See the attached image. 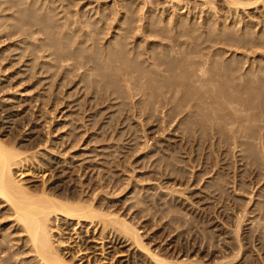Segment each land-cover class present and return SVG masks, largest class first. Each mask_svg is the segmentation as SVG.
Wrapping results in <instances>:
<instances>
[{"label": "rangeland", "instance_id": "1", "mask_svg": "<svg viewBox=\"0 0 264 264\" xmlns=\"http://www.w3.org/2000/svg\"><path fill=\"white\" fill-rule=\"evenodd\" d=\"M241 1L35 0L36 19L0 5V139L57 160L21 183L94 193L161 261L264 264V1ZM132 243L107 264H156Z\"/></svg>", "mask_w": 264, "mask_h": 264}, {"label": "bare ground", "instance_id": "2", "mask_svg": "<svg viewBox=\"0 0 264 264\" xmlns=\"http://www.w3.org/2000/svg\"><path fill=\"white\" fill-rule=\"evenodd\" d=\"M31 1L30 5L23 9L18 7L24 4V0H0V5L8 2L12 6L17 7L16 14L19 19H36L37 9L34 4L35 0ZM257 1L255 0V2ZM226 2L234 8L241 7L242 9L243 6H250L241 0H226ZM40 20L43 21L45 26L48 25V21L45 18H40ZM32 40L27 42L29 47L35 48V46H39L50 49L51 45L48 40ZM24 42L26 43V41ZM51 42L53 43V41ZM43 60L45 59L43 58ZM67 64V67H69L70 64ZM13 117L14 115L11 113L6 115L7 121L5 123L8 126L7 128H11L14 125V123L12 124ZM31 140V136H28L25 141L29 142ZM46 143L47 141L43 142L42 146H45ZM40 146L38 145L37 147L39 148ZM29 148L34 149V144L30 143ZM33 149L32 151L25 150V152L27 151L25 154L24 151L21 153L22 150L18 153L14 149L8 148L3 140L0 139V264H107L110 254L115 250L113 246L122 244L123 242L129 243V241H132L136 245L135 247L141 248V253L144 251V254H148L146 256L153 263L179 264L171 261L170 263L165 262V260L161 261L157 255L149 253L150 251L141 245L136 228L108 210L98 211L96 209L97 202L94 193L92 194L91 201L84 200L83 195L85 193L82 189L78 192L79 194L70 193V195L61 196L55 193L54 190L56 192L58 190L59 192L65 189H62L64 178L58 179V183H55L57 182L55 181L48 185V187L42 186L39 189L36 188V194L32 193L29 190L30 187L28 189L21 183V178L25 176L22 175L23 172H20L21 168L24 170L27 167V175L31 170L34 174L40 175L39 177L43 180L45 177H53L51 175V172L54 170L52 162L57 161L52 158L53 156L50 157L51 159H48V151L44 154L46 159L43 158L42 161H37L36 155L39 149L34 151ZM49 160L50 162H48ZM50 168L53 170H50ZM45 171H48L49 174L45 175ZM16 172H19V175H17L20 177L19 179L15 177ZM60 174L63 175V172L61 171ZM103 208L108 207L105 205ZM97 217L102 221L101 226L97 225V221L95 222V218ZM115 224L119 228L117 238L113 232ZM133 243L132 245H134ZM125 254L123 252L116 254V256L125 258Z\"/></svg>", "mask_w": 264, "mask_h": 264}]
</instances>
